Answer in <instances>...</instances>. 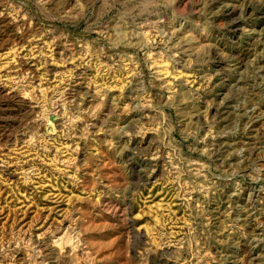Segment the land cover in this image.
<instances>
[{
    "label": "rangeland",
    "instance_id": "374dc122",
    "mask_svg": "<svg viewBox=\"0 0 264 264\" xmlns=\"http://www.w3.org/2000/svg\"><path fill=\"white\" fill-rule=\"evenodd\" d=\"M0 264H264V0H0Z\"/></svg>",
    "mask_w": 264,
    "mask_h": 264
},
{
    "label": "bare ground",
    "instance_id": "6f19581e",
    "mask_svg": "<svg viewBox=\"0 0 264 264\" xmlns=\"http://www.w3.org/2000/svg\"><path fill=\"white\" fill-rule=\"evenodd\" d=\"M234 26V25H233ZM18 99V98H17ZM11 100V99H10ZM11 102V101H10ZM256 251V250H255Z\"/></svg>",
    "mask_w": 264,
    "mask_h": 264
}]
</instances>
